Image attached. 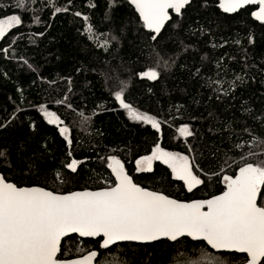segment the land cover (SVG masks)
Returning <instances> with one entry per match:
<instances>
[{
  "label": "trees",
  "instance_id": "obj_1",
  "mask_svg": "<svg viewBox=\"0 0 264 264\" xmlns=\"http://www.w3.org/2000/svg\"><path fill=\"white\" fill-rule=\"evenodd\" d=\"M219 4L191 0L180 15L169 11L171 19L153 41L127 0H54L55 7L69 9L59 13L46 0H34L27 11L15 0H0V19L22 17L0 38V49H8L0 51V122L6 125L0 150L7 155L0 174L19 187L59 194L96 190L112 185L107 166L115 156L134 183L179 201L223 191V175L238 174L249 151L257 153L250 162L264 159V145L252 139L264 138V22L253 15L257 5L228 13ZM89 25L107 48L89 38ZM157 64L158 79L139 76ZM120 84L126 85L125 102L154 117L159 131L128 117L114 95ZM41 106L64 121L71 145L43 119ZM185 125L192 136L178 135ZM157 145L187 156L204 183L189 192L160 160L151 171H136L134 161ZM72 159L79 162L76 172L66 167ZM257 203L264 206V186ZM98 241L67 236L58 259L90 250L98 252L94 264H194L204 252L228 264L245 259L187 238L119 243L110 250Z\"/></svg>",
  "mask_w": 264,
  "mask_h": 264
},
{
  "label": "snow or ice",
  "instance_id": "obj_2",
  "mask_svg": "<svg viewBox=\"0 0 264 264\" xmlns=\"http://www.w3.org/2000/svg\"><path fill=\"white\" fill-rule=\"evenodd\" d=\"M34 0H15V7L27 11ZM53 5L56 13L68 11L67 7L54 6V0H46ZM135 6L143 26L150 30L155 41L165 23L171 19L169 10L180 15L191 0H130ZM247 5H257L253 15L264 22V0H220V7L228 13L237 12ZM81 16L80 12L75 13ZM87 21L88 17H83ZM22 17L18 14L0 19V38L9 29L20 26ZM86 32L90 39L97 37L91 25ZM115 39V37H113ZM100 47L107 48L105 40ZM5 53L8 49H0ZM26 62V61H25ZM157 67L139 73L141 78H159ZM222 82L209 81V85ZM126 85H118L115 99L127 110L130 119L150 124L159 131L160 123L152 116L134 109L124 100ZM220 89L218 88L217 91ZM41 112L47 123L56 125L59 133L71 145L69 128L61 126L64 121L44 106ZM84 117V113H79ZM14 118V117H13ZM10 123V121H9ZM0 122V128L5 127ZM181 136L193 135L187 125L178 129ZM248 131V129H245ZM255 143L264 145V138L252 137ZM236 148L245 147L237 143ZM71 155V153H69ZM257 153L249 151L242 157L243 163L238 174L223 175L226 190L210 199L183 202L161 192L150 191L125 172L124 166L115 156L108 158V167L116 178L115 185L97 191H74L59 194L43 187H19L0 174V264H93L97 251H89L79 259L61 260V239L69 233L80 237H100V248L110 250L118 242L149 243L166 238L179 242L182 238L204 241L217 251H231L247 254L242 264H264V206L257 203L258 194L264 186V159L250 162L248 157ZM7 155L0 150V159ZM160 160L167 164L175 178L184 181L189 192L204 183L193 173L189 158L179 153L167 152L155 147L150 156L136 161L139 171H151L152 162ZM78 161L72 159L66 165L76 172ZM57 178L60 179L59 174ZM206 209V210H205ZM194 264H228L220 257L202 253Z\"/></svg>",
  "mask_w": 264,
  "mask_h": 264
},
{
  "label": "water",
  "instance_id": "obj_3",
  "mask_svg": "<svg viewBox=\"0 0 264 264\" xmlns=\"http://www.w3.org/2000/svg\"><path fill=\"white\" fill-rule=\"evenodd\" d=\"M127 2H128V4H129V6L132 8L133 12L136 14L138 20H139V21L141 22V24L143 25V21H142L141 18L139 17L138 12L135 10V6L131 4L130 0H127ZM169 11L173 12L171 9H170ZM256 11H258V6H257V10H256ZM173 13H175V12H173ZM254 17H255V16H254ZM143 27H144V26H143ZM144 28H145V27H144ZM145 29H146V28H145ZM146 30L149 31L150 33H152L150 30H148V29H146ZM152 34L156 35L155 33H152ZM154 161H157V160H154ZM109 162H110V161H108V163H109ZM107 169H108L109 174H110V177H111V179H112V185L109 186V187H112V186L115 185L116 178H115L114 174L112 173V170H111L108 166H107ZM29 187H33V186H29ZM106 188H108V187H106ZM101 189H103V188H101ZM84 190H88V189L76 190V191H84ZM97 190H100V189H96V190H88V191H97ZM224 190H226V187L223 189V191H224ZM223 191H221L220 193H218V194H216V195H220V194H222ZM71 192H74V191H71ZM67 193H70V192H67ZM67 193H62V194H67ZM216 195H214V196H216ZM212 197H213V196H211V197H209V198H207V199H210V198H212ZM190 201H195V200H189V201H183V202H190ZM205 210H206V209H205ZM71 235H74V236H76V237L79 238V239H93V240H94V239H97V238H98V239H99V241H98V247L100 248V242H101V238H100V237H95V238H93V237H80L78 233H69L68 236H71ZM66 237H67V236H66ZM63 238H65V237H63ZM63 238H62V239H63ZM62 239H61V240H62ZM187 239L190 240V241H192L190 238H187ZM161 240H166V241H168V242H171V241L167 240L166 238H162ZM159 241H160V240H159ZM153 242H156V241H153ZM201 242H203V244H204L209 250H211L212 252H215V253L225 252V253L241 254V253H235V252H231V251H223V250H221V251H217V250L211 249V247H210L209 245H207L206 242H204V241H201ZM119 243L149 244V243H152V242H149V243H139V242H118L117 244H119ZM100 249H102V248H100ZM90 251H92V250H90ZM94 251H95V250H94ZM88 252H89V251H88ZM88 252L82 254L81 256H78V257H75V258H71V259H67V260L79 259V258H81L83 255H86ZM242 255H244L245 258H246V255H247V254H242ZM93 264H94V262H93ZM240 264H242V263H240Z\"/></svg>",
  "mask_w": 264,
  "mask_h": 264
},
{
  "label": "rangeland",
  "instance_id": "obj_4",
  "mask_svg": "<svg viewBox=\"0 0 264 264\" xmlns=\"http://www.w3.org/2000/svg\"><path fill=\"white\" fill-rule=\"evenodd\" d=\"M220 5V4H219ZM221 8V7H220ZM222 9V8H221ZM223 10V9H222ZM224 11V10H223ZM4 19H6V18H4ZM45 108V107H44ZM48 110V109H47ZM49 111V110H48ZM39 113L41 114V116L43 117V113L41 112V107L39 108ZM128 115V114H127ZM129 117V116H128ZM43 119L46 121V119L43 117ZM47 122V121H46ZM177 133H178V135L180 136V137H183V136H181L180 135V133H179V131L177 130ZM155 149V148H154ZM153 149V150H154ZM153 150L148 154V155H146V156H150L151 154H152V152H153ZM146 156H143V157H146ZM143 157H140V158H138V159H136L135 161H134V168H135V170L136 171H139L138 169H137V164H136V161L137 160H139V159H141V158H143ZM168 166V165H167ZM169 167V166H168ZM169 169H170V172H171V174L173 175V177H175V175L172 173V170H171V168L169 167ZM182 181V180H181ZM183 182V184H184V186H185V188L187 189V186H186V184L184 183V181H182Z\"/></svg>",
  "mask_w": 264,
  "mask_h": 264
},
{
  "label": "crops",
  "instance_id": "obj_5",
  "mask_svg": "<svg viewBox=\"0 0 264 264\" xmlns=\"http://www.w3.org/2000/svg\"><path fill=\"white\" fill-rule=\"evenodd\" d=\"M184 185V184H183ZM185 187V186H184Z\"/></svg>",
  "mask_w": 264,
  "mask_h": 264
}]
</instances>
